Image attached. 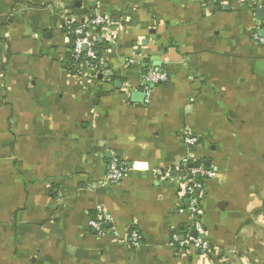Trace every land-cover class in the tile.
Wrapping results in <instances>:
<instances>
[{
  "label": "crops",
  "instance_id": "0c3cea01",
  "mask_svg": "<svg viewBox=\"0 0 264 264\" xmlns=\"http://www.w3.org/2000/svg\"><path fill=\"white\" fill-rule=\"evenodd\" d=\"M260 10L264 0H0V264H264ZM96 14L114 25L93 31L88 67L66 24ZM150 69L169 80L137 102ZM112 158L131 167L116 185ZM186 163L216 172L197 217L207 253L173 238L195 231ZM103 216L100 236L89 223Z\"/></svg>",
  "mask_w": 264,
  "mask_h": 264
},
{
  "label": "built area",
  "instance_id": "2783aa9c",
  "mask_svg": "<svg viewBox=\"0 0 264 264\" xmlns=\"http://www.w3.org/2000/svg\"><path fill=\"white\" fill-rule=\"evenodd\" d=\"M114 22L111 18L102 14H96L83 24L75 25V23L68 21L66 28L69 33L75 36L74 53L73 57L76 61L84 60L81 62L88 67H93V61L97 59L96 53V39L93 36V31L99 29L102 34H107L108 30L113 27ZM256 38L258 39L257 35ZM146 82L148 86L144 89L146 95V104H149L152 97V87L165 84L169 80V75L166 71H155L150 69L146 74ZM184 142L189 147L198 145L199 139L191 133H185ZM130 165L121 161L118 158H112L107 171L106 181L112 185L121 183L130 170ZM216 172L207 169L203 164L189 167L188 163L185 164V174L183 176L182 184L184 185V194L189 200V209L195 218V231L197 234L203 233V226L198 221L197 217L201 213L200 201L201 195L205 190V183L215 178ZM110 221L108 216L93 219L90 221V228L97 232L100 236L108 233L107 224ZM114 233V232H113ZM117 236V233H114ZM174 241L181 249L185 248H198L203 253H207L210 248L207 243L203 242L200 236L197 238L179 239L175 235ZM130 245L138 248L141 245V237L137 232L130 235Z\"/></svg>",
  "mask_w": 264,
  "mask_h": 264
},
{
  "label": "water",
  "instance_id": "95a60500",
  "mask_svg": "<svg viewBox=\"0 0 264 264\" xmlns=\"http://www.w3.org/2000/svg\"><path fill=\"white\" fill-rule=\"evenodd\" d=\"M259 12L263 14L262 19H264V10H260ZM100 42H102V41H100ZM132 97L137 102H144L146 95H145V93H133ZM191 237L197 238V233L195 231H193L191 233Z\"/></svg>",
  "mask_w": 264,
  "mask_h": 264
},
{
  "label": "trees",
  "instance_id": "16d2710c",
  "mask_svg": "<svg viewBox=\"0 0 264 264\" xmlns=\"http://www.w3.org/2000/svg\"><path fill=\"white\" fill-rule=\"evenodd\" d=\"M98 43H96V46L98 47ZM100 46V45H99ZM97 50V49H96ZM97 53V58L99 57V51H97L96 52ZM99 59V58H98ZM98 59H96V61H93L94 63L95 62H98ZM72 61H74V59H72ZM76 61V60H75ZM76 62H84V60H81V61H76ZM195 165H198V164H193V163H189V167H191V166H195ZM96 219V218H95ZM176 245V247L178 248V244H175Z\"/></svg>",
  "mask_w": 264,
  "mask_h": 264
}]
</instances>
